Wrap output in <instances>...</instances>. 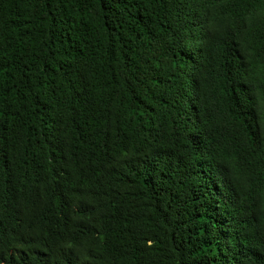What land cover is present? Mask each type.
I'll use <instances>...</instances> for the list:
<instances>
[{"label": "trees", "instance_id": "1", "mask_svg": "<svg viewBox=\"0 0 264 264\" xmlns=\"http://www.w3.org/2000/svg\"><path fill=\"white\" fill-rule=\"evenodd\" d=\"M0 264H264V0H0Z\"/></svg>", "mask_w": 264, "mask_h": 264}]
</instances>
